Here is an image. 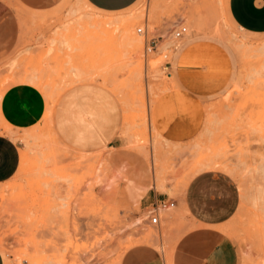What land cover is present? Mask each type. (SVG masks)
Masks as SVG:
<instances>
[{"label": "rangeland", "instance_id": "obj_1", "mask_svg": "<svg viewBox=\"0 0 264 264\" xmlns=\"http://www.w3.org/2000/svg\"><path fill=\"white\" fill-rule=\"evenodd\" d=\"M0 4L7 7L1 21L15 30L13 39L0 30V99L23 84L45 101L40 120L26 128L0 115V135L19 158L17 173L0 184L4 264H118L129 248L147 244L170 264L171 232L187 211L169 223L135 220L148 215L153 194L177 205L174 196L183 198L198 179L200 204L228 207L219 231L234 243L238 264H264V32L238 28L227 0H138L114 13L85 0ZM178 27L186 32L174 39ZM132 31L140 45L128 42ZM198 38L217 41L230 56L229 81L210 98L182 95L172 74L180 43ZM71 89L89 115L113 122L106 148L79 151L56 135L53 112ZM222 165L227 172L217 170ZM205 166L214 169L197 173ZM139 188L148 193L133 194L134 206L127 195Z\"/></svg>", "mask_w": 264, "mask_h": 264}, {"label": "crops", "instance_id": "obj_2", "mask_svg": "<svg viewBox=\"0 0 264 264\" xmlns=\"http://www.w3.org/2000/svg\"><path fill=\"white\" fill-rule=\"evenodd\" d=\"M85 1L94 9L114 13L129 9L138 0ZM6 8L0 4V30H8L13 39L15 36L13 21H1L7 14ZM227 13L241 30L249 33L264 32V0H227ZM230 62L228 52L217 41L208 38L185 39L175 51L172 74L182 95L210 98L220 93L228 83ZM80 99L81 93L77 89H71L60 97L52 116L56 135L68 146L79 151L106 148L113 122L107 123L101 114L89 115L85 104L78 101ZM81 106H84V110ZM44 107L45 101L41 93L29 85H14L8 88L0 99V115L4 122L14 129L26 128L36 123L42 117ZM155 123L154 126L157 127L155 129L160 132L158 124ZM162 129L166 132L165 128ZM18 162V147L0 135V184L17 173ZM203 182L204 179L192 182L183 198H179V195L174 196L177 205L173 203V211L159 217L169 223L173 214L179 211L184 210L189 214L184 217V225L171 232L173 241L169 262L238 264L234 243L220 232L221 227L229 219L228 207L223 206L221 202L200 204L198 192ZM152 188L155 189L153 172ZM145 191V188H139L127 197L136 206L138 201L133 200V194L138 196L139 200ZM159 199L153 194L151 202ZM147 245L149 246L136 245L129 248L122 254L118 264H166L164 252L151 244ZM0 264H4L1 252Z\"/></svg>", "mask_w": 264, "mask_h": 264}, {"label": "bare ground", "instance_id": "obj_3", "mask_svg": "<svg viewBox=\"0 0 264 264\" xmlns=\"http://www.w3.org/2000/svg\"><path fill=\"white\" fill-rule=\"evenodd\" d=\"M83 1V0H82ZM154 11V9L152 10V11H150L149 13H147V17H152V16H150V15H153V12ZM97 17V16H96ZM154 17V16H153ZM106 19V18H105ZM122 19V18H121ZM114 20V19H113ZM131 20V19H130ZM24 21V20H23ZM191 21H193V27L196 29V30H200V23H199V21H202V19H201V17H198V16H196L195 18L194 17H192L191 18ZM117 23V22H116ZM108 25V24H107ZM131 26H133V25H131ZM176 26V25H175ZM129 30V29H128ZM195 30V31H196ZM197 33V32H196ZM207 33V32H206ZM127 40H128V42H130L131 44H139L140 45V38L139 37H136V36H134L133 35V31H132V34L130 33V32H127ZM5 131V130H4ZM6 132V131H5ZM154 133H155V138H154V144L156 145L157 143H158V138H161L160 137V135L154 130ZM214 168L213 167H210V166H205V169L203 168V169H199L198 171H197V173H199V172H201V171H203V170H213ZM217 170H219V171H222V172H227L226 171V168L225 167H223V165L221 166V167H219ZM235 171V170H234ZM195 172V171H194ZM230 173V172H229ZM194 174H196V173H194ZM230 174H232V173H230ZM234 175V174H233ZM169 195V194H168ZM158 211V212H157ZM156 211V213H157V217L159 218V216L158 215H160V216H162V215H167L168 213H170V212H172V207H170V208H165L164 210H157ZM160 212V214H158ZM149 213L150 212H148L147 214L148 215H142V217L141 218H139V219H137V220H135L136 221V226H140V227H144V226H149V223H148V219H149ZM135 228V227H134ZM143 236H145V235H143ZM153 239H154V237H153ZM152 239V240H153ZM151 241V240H150ZM154 241V240H153ZM158 242V241H157Z\"/></svg>", "mask_w": 264, "mask_h": 264}, {"label": "built area", "instance_id": "obj_4", "mask_svg": "<svg viewBox=\"0 0 264 264\" xmlns=\"http://www.w3.org/2000/svg\"><path fill=\"white\" fill-rule=\"evenodd\" d=\"M137 34H143V30L137 28L135 31ZM186 32L185 27H178L176 30L173 31L172 33V37L174 39H180L184 33ZM148 49H152L150 43H148ZM150 206V213H149V219H148V223L150 225H157L158 222V217L156 215V211L157 210H164L165 208H170L173 206V202H170L169 199H159L155 202H153L152 204L149 205Z\"/></svg>", "mask_w": 264, "mask_h": 264}]
</instances>
